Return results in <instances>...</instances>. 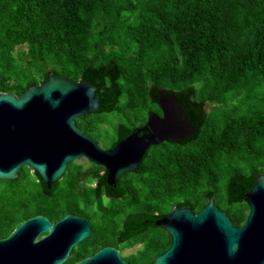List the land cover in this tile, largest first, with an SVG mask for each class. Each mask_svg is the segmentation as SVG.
<instances>
[{
    "label": "trees",
    "instance_id": "16d2710c",
    "mask_svg": "<svg viewBox=\"0 0 264 264\" xmlns=\"http://www.w3.org/2000/svg\"><path fill=\"white\" fill-rule=\"evenodd\" d=\"M71 80L100 81L110 109L75 118L97 142L98 130L118 141V129L142 127L148 110L161 116L152 85L182 91L200 123L190 139L151 144L139 171L117 179L123 191L105 193L103 166L68 164L50 193L23 165L0 178V238L42 214L86 217L92 234L73 246L63 264L112 245L129 264H149L170 244L161 225L127 235L126 219L160 217L187 202L197 212L208 200L237 226L243 198L229 200L238 176L264 175V0H0V91L20 95L48 69ZM116 117L113 134L104 123Z\"/></svg>",
    "mask_w": 264,
    "mask_h": 264
},
{
    "label": "water",
    "instance_id": "95a60500",
    "mask_svg": "<svg viewBox=\"0 0 264 264\" xmlns=\"http://www.w3.org/2000/svg\"><path fill=\"white\" fill-rule=\"evenodd\" d=\"M86 77L76 81L48 69L38 84H26L20 95L0 91V178H15L26 165L39 177L42 191L60 180L69 163L86 158L102 165L105 193L117 195L123 188L117 179L125 172L139 171L140 160L151 145L195 136L199 119L179 90L150 88V97L161 106L162 115L148 110L142 127L120 126L118 141L103 148L75 123V118L110 109L103 103L99 86ZM197 212L184 202L160 217L130 215L127 235L148 224L161 225L170 244L149 264H264V175L235 177L229 184V200L243 198L248 205L245 221L237 226L219 209L209 192ZM92 233L85 217L64 213L50 221L37 214L16 224L0 238V264H63L74 245ZM70 264H129L118 249L104 246Z\"/></svg>",
    "mask_w": 264,
    "mask_h": 264
},
{
    "label": "rangeland",
    "instance_id": "374dc122",
    "mask_svg": "<svg viewBox=\"0 0 264 264\" xmlns=\"http://www.w3.org/2000/svg\"><path fill=\"white\" fill-rule=\"evenodd\" d=\"M116 117L112 116L110 119H108L103 126L105 127H108L107 128V131L109 134H113V126L116 122ZM103 130L100 131V129L98 130V135H97V138H98V143L100 144L101 147H105L104 145L107 144V142H109V140L111 139V136L110 135H104L103 134ZM74 162H77L79 164H82L83 165V168L86 167L88 165V160L86 158H80V159H77L75 160ZM1 187V185H0ZM140 248V244L138 245H135L133 247H130V248H125L121 251V255L122 256H126L130 253H134L137 249Z\"/></svg>",
    "mask_w": 264,
    "mask_h": 264
},
{
    "label": "flooded vegetation",
    "instance_id": "af4514ba",
    "mask_svg": "<svg viewBox=\"0 0 264 264\" xmlns=\"http://www.w3.org/2000/svg\"><path fill=\"white\" fill-rule=\"evenodd\" d=\"M84 168H85V167H84ZM20 169H21V168H20ZM31 171H33V170L31 169ZM103 171H104V173H105V169H104V168H103ZM33 172H34V171H33ZM74 215H76V214H74ZM78 216H80V215H78ZM81 217H83V216H81ZM85 218H86V217H85ZM86 219H87V218H86ZM53 221H54V220H53ZM88 222H89V221H88ZM89 224H90V223H89ZM91 234H92V233H91ZM106 246H112V245H106ZM103 247H104V246H103ZM112 247H114V246H112ZM101 248H102V247H101ZM115 248H116V247H115ZM99 249H100V248H99ZM116 249H117V248H116ZM97 250H98V249H97ZM97 250H96V251H97ZM96 251H95V252H96ZM118 251H119V250H118ZM93 253H94V252H93ZM93 253H92V254H93ZM119 254H120V256L122 257L120 251H119ZM90 255H91V254H90ZM90 255H88V256H90ZM69 256H70V253H69L68 257H69ZM68 257H67V259H68ZM86 257H87V256H86ZM84 258H85V257H84ZM122 258H123V257H122ZM67 259H66V260H67ZM82 259H83V258H82ZM66 260H65V261H66ZM65 261H64V262H65ZM77 261H78V260H77ZM69 264H70V263H69Z\"/></svg>",
    "mask_w": 264,
    "mask_h": 264
}]
</instances>
